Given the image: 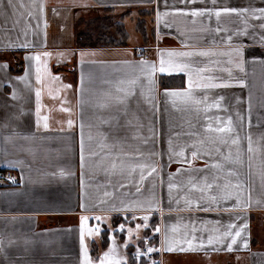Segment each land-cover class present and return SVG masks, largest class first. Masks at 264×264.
Listing matches in <instances>:
<instances>
[{
  "label": "crops",
  "instance_id": "0c3cea01",
  "mask_svg": "<svg viewBox=\"0 0 264 264\" xmlns=\"http://www.w3.org/2000/svg\"><path fill=\"white\" fill-rule=\"evenodd\" d=\"M13 3L17 5L15 10L0 8V168L15 172L21 186L0 185V264H82L81 216L90 217L89 227L108 226L114 230L111 228L116 222L134 226L143 223L138 219L143 215L149 216V227L141 228L136 248L122 235L118 242L115 239V258L126 264L130 248L134 252L147 246L160 249L165 238L183 241L193 236L196 244L204 241L206 250L157 251L159 264H264V187L260 177L264 171V139H261L264 20L255 19L251 12L252 8L264 7V0H216L215 5L212 0L203 3L197 0L196 4L191 0H13ZM21 3L24 7L19 6ZM224 7L249 8V12L243 16L222 15L219 21L214 15L209 18L179 14L197 8ZM99 19L107 21L109 27L123 28L119 35L123 36L124 45H84L82 40L86 36L81 28L88 21L97 26L96 37H111L112 33L103 29ZM144 27H149V31ZM157 50L165 53V59L167 51L214 53L175 59L189 62L193 68H207L201 74L205 83L211 77L212 82L232 86L196 89L195 98L204 101L199 112L179 101L174 107L163 94L166 89L186 90L187 76L157 71L155 90L150 92L147 71L137 64L143 59L155 62L158 67ZM45 52L51 55L44 56ZM81 53L85 55L81 57ZM37 54L41 55V84L36 81L38 65L33 59ZM132 80L137 81L135 85L130 84ZM118 87L125 92H117ZM37 88L41 90L39 130ZM13 90L16 99H12ZM147 96H153L154 101L148 102ZM117 98H123L124 103L118 104ZM217 101L219 108L214 106ZM61 108L70 109L71 114ZM45 116L49 118L48 130L43 128ZM228 117L241 138L243 165L226 166L225 171L219 172L196 171L205 168V161L219 162L230 151L235 155L236 146L230 140L228 144L212 143L208 137L217 138L219 134L205 131L208 124L216 127ZM109 118H113L111 127L103 122ZM69 119L73 121L71 129ZM117 121L119 130L114 131ZM248 132L253 138L251 154L247 152L245 139ZM169 140L174 152L185 150L187 161L173 156L169 163ZM193 145L202 152L210 151L211 155L191 162ZM217 147L219 153L215 151ZM145 162L154 163L157 172L152 176L145 173L146 179L141 182L140 170L132 173L130 169ZM228 168L237 170L239 180L251 188L252 206L247 211L224 210L235 203L234 197L221 198L224 185L237 180L227 175ZM169 174L176 185L171 197ZM204 176L209 182L219 176L215 183L220 187L201 192ZM247 195L246 190L243 198L247 199ZM212 196L215 201L210 199ZM149 205L162 207L163 215L142 210ZM97 216L101 221L95 219ZM133 220L135 224L131 223ZM230 224H236L237 230L247 224L232 251L226 248L228 238L222 243L214 239L212 245L207 244L208 237H222ZM156 227L160 228L159 233L155 232ZM103 233L85 237L89 256L96 264L112 243L108 237L107 245H103ZM142 240L148 244L138 246Z\"/></svg>",
  "mask_w": 264,
  "mask_h": 264
},
{
  "label": "snow or ice",
  "instance_id": "6c2138e0",
  "mask_svg": "<svg viewBox=\"0 0 264 264\" xmlns=\"http://www.w3.org/2000/svg\"><path fill=\"white\" fill-rule=\"evenodd\" d=\"M193 4L197 3V0H191ZM200 3H203V0H199ZM216 0H212V4L215 5ZM20 7H24L23 3L19 5ZM17 5L13 3V0H0V8H10L15 10ZM44 6H40V11L43 13ZM55 11V10H53ZM249 12V8H236V7H224L222 9H207V8H197V9H191L189 11H180V15H187L191 17H204L208 16L211 18L213 15L217 18L219 21L220 17L222 15H230V14H235L237 16H243ZM251 12L254 16L255 19L257 20H264V7H259V8H252ZM259 15H256V14ZM29 16L31 17V13H29ZM160 20V14L157 13V23L159 24ZM46 26V24H45ZM217 31L219 32L220 29L217 28ZM229 40H231V36H229ZM187 47V45H185ZM237 53H239V49L236 50ZM157 54L159 56V66L157 67V64L155 62H149L147 60H140L137 62V64L141 67L142 70L147 71V78L149 84L152 86L149 91L154 92L155 90V85H156V73L157 71L161 74L167 73V74H172V73H184L187 76V83H188V88L183 91H176V90H165L164 96L166 98L171 99V103L174 107H177V102L179 101L181 104L185 106H191L196 112L200 111L199 105L202 104L204 101L202 100H197L194 96V91L198 88L200 89H215V88H228L231 87L232 85L227 82H221V83H215L212 82L211 77H207V83L203 82L205 77H203L201 74L205 73L208 71L207 68H193L191 63L189 62H181L178 61L177 57H207L209 55H214V53H209L207 51H198V52H176V51H167V59H165V53L160 52L157 50ZM44 56H50L51 53H43ZM85 54L81 53V57H83ZM28 59V58H26ZM33 59L36 60L37 62V76H36V81L38 84L42 83V77L40 75V61H41V55L37 54ZM130 63V62H129ZM6 67V65L4 66ZM241 71H243V68L241 66ZM20 80H24L25 78H19ZM58 79V78H57ZM136 80L130 81V84L135 85ZM123 83V82H121ZM83 85H84V80L83 76H81V91L83 90ZM241 86L243 84L241 83ZM66 87H71V85H67ZM117 92H125V89L118 87L116 89ZM128 93H126L127 95ZM134 94V93H132ZM35 96H36V128L39 130L40 125H41V106H40V98H41V90L39 88L36 89L35 91ZM16 92L13 90L12 92V99H16ZM146 100L150 103L154 101L153 96H147ZM220 100H223V97H220ZM117 103L122 104L124 103L123 98H117ZM215 107L219 108L220 104L219 101L216 102L214 105ZM101 108L107 107V105H100ZM179 110V109H178ZM61 111L64 112H69L70 109L68 108H61ZM251 113V104L249 103V114ZM239 116V113H237ZM48 117L45 116L43 117V128L45 130L49 129V124H48ZM113 118H109L106 120H103L104 123L109 124L111 127V120ZM242 119V118H241ZM67 124L69 126V129L73 126V121L69 119L67 121ZM249 128H251V122L249 121ZM83 129V125H81V130ZM62 130V129H61ZM114 131L119 130L118 126V121H117V127L113 129ZM205 131L209 134L211 133H216L219 134L217 138H214L212 136H209L208 139L212 141V143H220V144H228L229 140L232 145L236 146V152L235 155L230 151L226 156H223L222 160L219 162H214L209 164L207 161H205V168L204 169H197L196 171L199 172H204L207 169H215L217 172L219 171H225L226 166H242L243 165V159H242V153L240 151L239 145L241 143V138L239 133L236 131V129L233 126V120L231 117H228L226 122L220 121L219 125L216 127H213L211 124H208ZM245 139L247 140V152L249 154L253 153V138L251 132L246 133ZM261 139H264V134H262ZM201 144H203V141H200ZM194 150L191 151V162L196 161L197 159H200L205 156H210L211 152L210 151H200L199 149L195 148V145L192 146ZM81 148L83 149V140L81 139ZM217 153L220 152V149L217 147L215 149ZM169 163L172 162L173 156L177 157H182L184 158L185 161H187V157L185 156V150L181 149L178 152H174L171 146V140H169ZM83 159V157H82ZM251 156H249V168H251ZM189 162V163H191ZM137 169L140 170V181L143 182L146 179L147 176H152L154 173L157 172V167L155 166L154 163H136L131 166L130 171L132 173H135ZM181 169L177 170V173H180ZM63 174V173H62ZM227 175L229 177H237V180L235 183H227L224 185L225 192L223 196L221 197L224 200H228L231 198H235V203L232 208H225V211H247L251 206H252V196H251V188L249 186H246L244 183H242L239 180V172L235 170L234 168H228L227 170ZM261 177V186L264 187V171H261L260 173ZM219 179V176H214L213 181L209 182L208 177L204 176V186L203 188L199 189L201 192H203L205 189L211 190L213 187L219 188L220 185L216 184L215 181ZM173 176L172 174H169V184H168V190H169V196L171 197V193L174 187H176L175 184L172 183ZM191 183V181H190ZM124 187V185H121ZM195 187V184L192 185ZM231 188L232 191H228L227 189ZM247 190L248 195L247 199L243 198L244 192ZM141 188L137 186V192H140ZM211 200L215 201L216 197L212 196L210 197ZM171 202V201H170ZM178 203V201H177ZM257 203H260L257 201ZM83 207V205H81ZM199 207V205H197ZM126 211H135V209H125ZM143 211H159L161 215H163V208L157 207L153 208L151 205L147 208H143ZM204 211H209L210 209L204 208ZM90 217L88 216H81L80 217V235H79V243H80V251L82 255V264H96V261H93V259L89 256L88 248L85 244V237L86 235L88 237H96L100 235V228L99 227H89L88 226V221ZM97 221H101V217L97 216L95 217ZM133 219H137V217H133ZM141 220L143 223H137L135 226V235L137 239H140V230L141 228L147 229L149 227L148 221H149V216L148 215H143L138 218ZM229 230L225 231L223 233L222 237H208L207 244L212 245L215 239L216 243H222L224 242V238L230 239V243L226 244V248L228 251L233 250V245L237 244V239L241 237L242 232L247 228V224H244L242 227H239L237 230V225L236 224H230L228 226ZM120 232H123L125 230L124 224L119 225ZM115 231V230H112ZM175 231V228L173 229ZM155 232L159 233L160 228L156 227ZM127 233L129 236V239L131 240L134 230L133 228H128ZM111 240V246L109 247L107 252H104L101 256L97 258L98 264H126V261H122L120 259L115 258L117 254V246H116V241L114 237H109ZM196 240V237L193 236L191 239H184L183 241H170L167 238L161 240V248L157 249L153 246H147L144 251L137 250L136 252V258H141L145 255H150L153 252L157 251H167V252H196V251H201V250H206L205 249V243L203 240L199 242V244L194 243ZM145 244H148V241L145 240L143 241ZM187 245V247H185ZM247 242H244V247L247 248ZM124 247L127 248L128 244L125 243ZM153 264H156L155 261H153Z\"/></svg>",
  "mask_w": 264,
  "mask_h": 264
},
{
  "label": "rangeland",
  "instance_id": "374dc122",
  "mask_svg": "<svg viewBox=\"0 0 264 264\" xmlns=\"http://www.w3.org/2000/svg\"><path fill=\"white\" fill-rule=\"evenodd\" d=\"M99 21H100L99 24H101V26L103 27L104 30L112 33L111 37H103V38L96 37L95 31L97 30V26L96 27L95 26L93 27L91 25V21H88V22H85L83 24L84 27L81 28V33H83L86 36V37H84L83 40H85V38L86 39H90V40L93 41L94 44H92L90 41H85L84 44H91V45H99L100 44V45H110V46L122 45L121 43H122V40L124 38H123L122 35H119V32L121 34V31H123V28H121L120 26L119 27L118 26H114V27H111L110 26L109 27V26H107V23H108L107 21L101 20V19H99ZM111 23L114 24L115 21L112 20ZM102 24H104V25H102ZM76 28L79 29V27L77 25H76ZM110 28H111V30H110ZM132 30H134V28H131V31ZM144 30L148 32L149 31V27H144ZM113 34H115V35H113ZM244 45L245 46H248L247 44H244ZM244 45H242V46H244ZM131 223L135 224L134 220L131 221ZM120 224H124V226H125V230L123 232H120L118 230ZM135 226L132 225V224L131 225H127V223H123V222L122 223L121 222H116L115 226H112V228H111V229H114L115 231L110 230L108 228V226H105L103 228L101 226L100 229H101V233L104 232L102 238L111 237L112 235H115V239L118 242L119 240H121L120 236L122 235L123 237H125V239L127 238L129 240V242L132 243L133 246H135V248H136L138 241H137L136 235H135ZM110 227H111V223H110ZM128 228H133V230H134V234L133 235H135V238H131V240L129 239V236H128V233H127V229ZM141 231L142 230H140V234H141ZM142 243H143V240L138 244V246H142ZM141 249H142V247H141ZM130 250H132V254H131V251ZM128 252H130L128 254L129 261L131 260L132 263L134 262L135 264H143L142 260H145V256H143V257H141L139 259L136 258V255H135L136 252L133 251V248H130L128 250Z\"/></svg>",
  "mask_w": 264,
  "mask_h": 264
},
{
  "label": "built area",
  "instance_id": "2783aa9c",
  "mask_svg": "<svg viewBox=\"0 0 264 264\" xmlns=\"http://www.w3.org/2000/svg\"><path fill=\"white\" fill-rule=\"evenodd\" d=\"M0 185H3L5 187H20L21 182L18 181V178L15 172L9 171V170H2L0 168ZM145 257L147 259H151L152 255L151 254L145 255Z\"/></svg>",
  "mask_w": 264,
  "mask_h": 264
},
{
  "label": "trees",
  "instance_id": "16d2710c",
  "mask_svg": "<svg viewBox=\"0 0 264 264\" xmlns=\"http://www.w3.org/2000/svg\"><path fill=\"white\" fill-rule=\"evenodd\" d=\"M121 31V30H120ZM122 32V31H121ZM101 38H103V37H101ZM84 39V38H83ZM82 40V39H81ZM83 41V43L85 42V41H92V40H90V39H86L85 38V40H82ZM84 45H91V44H84ZM122 45H124V43L122 44ZM167 83V81L165 80V84ZM108 237H106V238H103V245H107V242H108ZM153 247H157V246H153ZM131 251V254H132V250H130ZM130 252H128V254H129ZM153 261H155L156 262V264H159V254L157 253V252H154V253H152V258L151 259H146L145 258V260H142V262H143V264H153ZM129 264H135L134 262L132 263V261L130 260L129 261Z\"/></svg>",
  "mask_w": 264,
  "mask_h": 264
}]
</instances>
